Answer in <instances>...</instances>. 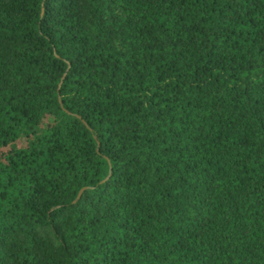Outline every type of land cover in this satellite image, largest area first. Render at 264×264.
Instances as JSON below:
<instances>
[{
  "label": "trees",
  "instance_id": "16d2710c",
  "mask_svg": "<svg viewBox=\"0 0 264 264\" xmlns=\"http://www.w3.org/2000/svg\"><path fill=\"white\" fill-rule=\"evenodd\" d=\"M0 264H264V0H0Z\"/></svg>",
  "mask_w": 264,
  "mask_h": 264
},
{
  "label": "water",
  "instance_id": "95a60500",
  "mask_svg": "<svg viewBox=\"0 0 264 264\" xmlns=\"http://www.w3.org/2000/svg\"><path fill=\"white\" fill-rule=\"evenodd\" d=\"M81 191V190H80ZM80 191L78 192V195H77V197L79 196V194H80Z\"/></svg>",
  "mask_w": 264,
  "mask_h": 264
}]
</instances>
